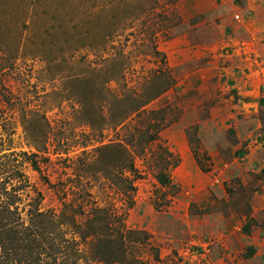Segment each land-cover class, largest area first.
Instances as JSON below:
<instances>
[{
    "label": "rangeland",
    "instance_id": "1",
    "mask_svg": "<svg viewBox=\"0 0 264 264\" xmlns=\"http://www.w3.org/2000/svg\"><path fill=\"white\" fill-rule=\"evenodd\" d=\"M11 12L0 216L22 230L45 214L28 264H264V0ZM120 234L114 261L96 256Z\"/></svg>",
    "mask_w": 264,
    "mask_h": 264
},
{
    "label": "trees",
    "instance_id": "2",
    "mask_svg": "<svg viewBox=\"0 0 264 264\" xmlns=\"http://www.w3.org/2000/svg\"><path fill=\"white\" fill-rule=\"evenodd\" d=\"M0 3V37H3V35L7 31V19L9 18L8 14L12 13L11 8L15 7L16 4L19 3V0H1ZM8 9H10V13L7 14ZM19 14L20 12H18L14 16L16 21ZM10 26L18 28V21L16 23L13 20V22H11L8 26V30L10 29ZM134 109L138 108L134 107ZM8 210L9 207L2 210V215L0 216V244L2 245L3 254H5V256H13V258L8 259L7 261H3V264H28L27 261L32 253V250L30 248L37 242H39L37 236H44L43 233H46V229L48 226H45L46 222L43 221L45 214L36 212L37 214H35V221H32L31 223L33 227L20 230L8 219V214H5V212H8ZM39 223H42V225L39 226ZM128 233L130 232L128 231ZM3 234L5 235L4 237ZM88 234L89 232H87V235ZM87 235L84 234V237H86ZM51 237L52 236L50 235L47 237V239L49 240ZM103 240L104 239L101 238L98 242L100 244L97 246L102 248H98L96 256H99L101 259H104L107 262L114 261L115 258L113 257L117 255L121 247L125 245V238H123V236L120 234V236L114 238L111 237V239L107 238V240H105V244L102 245ZM32 264H35L33 260ZM38 264L43 263L38 262Z\"/></svg>",
    "mask_w": 264,
    "mask_h": 264
},
{
    "label": "crops",
    "instance_id": "3",
    "mask_svg": "<svg viewBox=\"0 0 264 264\" xmlns=\"http://www.w3.org/2000/svg\"><path fill=\"white\" fill-rule=\"evenodd\" d=\"M160 179H161L162 182H165L166 181V176L165 175H163V176L161 175Z\"/></svg>",
    "mask_w": 264,
    "mask_h": 264
}]
</instances>
